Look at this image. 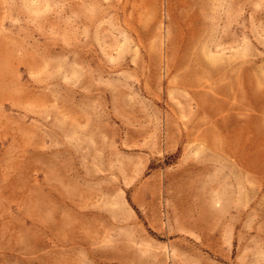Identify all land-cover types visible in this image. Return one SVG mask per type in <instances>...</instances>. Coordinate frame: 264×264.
<instances>
[{
  "label": "rangeland",
  "instance_id": "obj_1",
  "mask_svg": "<svg viewBox=\"0 0 264 264\" xmlns=\"http://www.w3.org/2000/svg\"><path fill=\"white\" fill-rule=\"evenodd\" d=\"M0 264H264V0H0Z\"/></svg>",
  "mask_w": 264,
  "mask_h": 264
}]
</instances>
